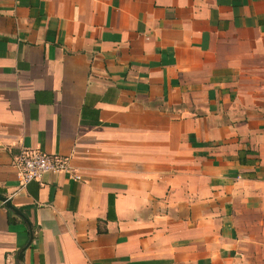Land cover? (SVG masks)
I'll return each instance as SVG.
<instances>
[{
    "label": "crops",
    "instance_id": "1",
    "mask_svg": "<svg viewBox=\"0 0 264 264\" xmlns=\"http://www.w3.org/2000/svg\"><path fill=\"white\" fill-rule=\"evenodd\" d=\"M0 196V264H264V0H0Z\"/></svg>",
    "mask_w": 264,
    "mask_h": 264
},
{
    "label": "built area",
    "instance_id": "2",
    "mask_svg": "<svg viewBox=\"0 0 264 264\" xmlns=\"http://www.w3.org/2000/svg\"><path fill=\"white\" fill-rule=\"evenodd\" d=\"M13 167L20 186L39 182L47 174L71 173L73 180L80 179L77 174L70 172L65 158L38 150L20 151L13 160Z\"/></svg>",
    "mask_w": 264,
    "mask_h": 264
},
{
    "label": "water",
    "instance_id": "3",
    "mask_svg": "<svg viewBox=\"0 0 264 264\" xmlns=\"http://www.w3.org/2000/svg\"><path fill=\"white\" fill-rule=\"evenodd\" d=\"M0 202L3 203L4 206H5L8 210H11L14 214H16L17 216L23 218V217L21 216V213H20V212H18L16 209H13V208L10 206L9 201H8L6 198L0 196ZM23 219H24V218H23ZM24 220H25V219H24ZM29 234H31V229H30V228H29ZM29 242H30V238H29V240H28V243H29Z\"/></svg>",
    "mask_w": 264,
    "mask_h": 264
},
{
    "label": "trees",
    "instance_id": "4",
    "mask_svg": "<svg viewBox=\"0 0 264 264\" xmlns=\"http://www.w3.org/2000/svg\"><path fill=\"white\" fill-rule=\"evenodd\" d=\"M111 209H112L111 202H109L108 212H110ZM19 211H22V209H19ZM8 213H10V211H8Z\"/></svg>",
    "mask_w": 264,
    "mask_h": 264
}]
</instances>
